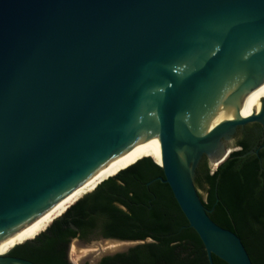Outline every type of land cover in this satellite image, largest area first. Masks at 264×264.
I'll list each match as a JSON object with an SVG mask.
<instances>
[{
    "label": "water",
    "instance_id": "1",
    "mask_svg": "<svg viewBox=\"0 0 264 264\" xmlns=\"http://www.w3.org/2000/svg\"><path fill=\"white\" fill-rule=\"evenodd\" d=\"M255 121L264 127V0H0V236L158 134L156 180L209 264H254L211 218L195 178L204 155L216 168L229 156L224 140ZM23 242L0 264H37L10 254ZM73 242L128 243L75 263L97 264L145 241Z\"/></svg>",
    "mask_w": 264,
    "mask_h": 264
},
{
    "label": "trees",
    "instance_id": "2",
    "mask_svg": "<svg viewBox=\"0 0 264 264\" xmlns=\"http://www.w3.org/2000/svg\"><path fill=\"white\" fill-rule=\"evenodd\" d=\"M248 151L245 146L232 151L214 169L202 163L195 184L205 192V198L199 193L212 210L211 218L240 236L254 264H264V161L260 164ZM260 155L264 160L263 150ZM163 174L152 156L139 158L81 195L10 254L37 264H75L70 258L72 238L102 234L145 242L97 264H209L204 243L169 184L156 180ZM214 262L227 264L216 256Z\"/></svg>",
    "mask_w": 264,
    "mask_h": 264
},
{
    "label": "bare ground",
    "instance_id": "3",
    "mask_svg": "<svg viewBox=\"0 0 264 264\" xmlns=\"http://www.w3.org/2000/svg\"><path fill=\"white\" fill-rule=\"evenodd\" d=\"M152 156L158 163L162 161V153L158 134H150L136 139L135 145L123 155L110 161L93 175L86 178L78 186L73 188L68 193L57 199L49 208L31 219L29 222L13 230L3 236H0V254L7 252L14 244L22 242L24 239L36 235L46 225L61 215L63 211L70 206L81 195L94 189L100 182L115 174L126 166L136 162L139 158L144 156ZM73 244L77 247L74 248ZM126 245L117 244L116 242H107L102 248L94 247L86 250H91L88 254H97L101 251L116 250ZM81 252L83 249L79 248L76 243H72L70 253L73 254L76 250ZM79 257L84 258V252L79 253ZM87 254V255H88ZM84 256V257H83ZM80 259V260H81Z\"/></svg>",
    "mask_w": 264,
    "mask_h": 264
},
{
    "label": "flooded vegetation",
    "instance_id": "4",
    "mask_svg": "<svg viewBox=\"0 0 264 264\" xmlns=\"http://www.w3.org/2000/svg\"><path fill=\"white\" fill-rule=\"evenodd\" d=\"M223 144L225 151H228L229 154L234 150L242 148L243 146L248 148L249 151L258 150V154H253H256V156L259 158L260 164L263 165L264 160L260 155V151H264V127L261 123L255 121L239 126L232 138L230 140H224ZM202 163H205L206 167H212L210 164V158L207 155L203 156L200 161L199 167ZM203 197L205 198L204 195Z\"/></svg>",
    "mask_w": 264,
    "mask_h": 264
},
{
    "label": "rangeland",
    "instance_id": "5",
    "mask_svg": "<svg viewBox=\"0 0 264 264\" xmlns=\"http://www.w3.org/2000/svg\"><path fill=\"white\" fill-rule=\"evenodd\" d=\"M213 169H214V167H212ZM200 193H202L204 196H205V192L203 191V190H200L199 191ZM98 236V234H93L90 238H89V240L90 239H92V238H95V237H97ZM117 244H121V245H127L128 243L127 242H116ZM73 246H74V248H77L74 244H73ZM76 250V249H75ZM81 252H84V256L85 255H87L89 252H91V250H86V249H83ZM81 252H79L78 250H76L73 254H71L70 253V258H71V260L73 261V262H75V263H77L78 261H80V257H79V253H81ZM83 256V257H84Z\"/></svg>",
    "mask_w": 264,
    "mask_h": 264
}]
</instances>
